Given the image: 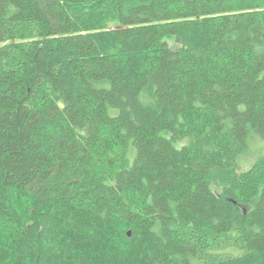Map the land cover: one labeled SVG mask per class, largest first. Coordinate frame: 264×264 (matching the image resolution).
Listing matches in <instances>:
<instances>
[{"label": "trees", "instance_id": "obj_1", "mask_svg": "<svg viewBox=\"0 0 264 264\" xmlns=\"http://www.w3.org/2000/svg\"><path fill=\"white\" fill-rule=\"evenodd\" d=\"M254 132L264 0H0V264H264Z\"/></svg>", "mask_w": 264, "mask_h": 264}, {"label": "rangeland", "instance_id": "obj_2", "mask_svg": "<svg viewBox=\"0 0 264 264\" xmlns=\"http://www.w3.org/2000/svg\"><path fill=\"white\" fill-rule=\"evenodd\" d=\"M264 152V140L254 132L250 136L249 149L242 155L241 162V171L248 170L254 161L257 160L259 155ZM215 190H218V185L215 183L213 185Z\"/></svg>", "mask_w": 264, "mask_h": 264}, {"label": "water", "instance_id": "obj_3", "mask_svg": "<svg viewBox=\"0 0 264 264\" xmlns=\"http://www.w3.org/2000/svg\"><path fill=\"white\" fill-rule=\"evenodd\" d=\"M130 234V233H129Z\"/></svg>", "mask_w": 264, "mask_h": 264}]
</instances>
